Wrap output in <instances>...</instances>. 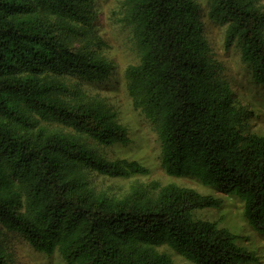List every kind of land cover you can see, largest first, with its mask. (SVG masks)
Instances as JSON below:
<instances>
[{"label":"trees","instance_id":"16d2710c","mask_svg":"<svg viewBox=\"0 0 264 264\" xmlns=\"http://www.w3.org/2000/svg\"><path fill=\"white\" fill-rule=\"evenodd\" d=\"M255 1L207 0V18L225 26V45L239 44L264 89V9ZM202 12L196 0H122L119 23L139 59L124 72L128 98L157 136L163 172L237 198L264 237V136L243 134L245 108L210 56ZM94 19L92 0H0V227L63 264H176L160 248L193 264H256L231 232L193 218L219 208L214 197L174 184L121 197L90 186V172L147 171L90 146L129 139L110 107L61 80L111 70L87 48ZM5 251L0 244V264Z\"/></svg>","mask_w":264,"mask_h":264},{"label":"rangeland","instance_id":"374dc122","mask_svg":"<svg viewBox=\"0 0 264 264\" xmlns=\"http://www.w3.org/2000/svg\"><path fill=\"white\" fill-rule=\"evenodd\" d=\"M200 3L203 22V35L209 47L211 58L221 66L220 74L231 86L233 98L245 108L243 134L256 133L264 136V89L252 77L251 69L242 62L239 44L229 47L224 42L225 26L207 18V0ZM122 0H92L95 15L92 32L86 42L87 48L103 57L112 68L107 75L95 80H85L71 76L61 77L67 85L81 92L83 100H95L110 107L116 121L125 128L128 142L124 145H97L88 143L107 160L135 161L144 166L145 175L129 178L107 177L96 172L87 173L90 186L100 193L113 197L127 194L133 186L152 185L162 187L174 184L190 188L201 195L211 196L221 201L219 208L198 209L193 212L195 220L215 223L219 228L237 237L238 246L244 247L257 258L256 264H264V237L255 233L243 216V204L235 197L204 187L194 179L172 177L164 173L160 165V143L145 116L136 110L128 98L124 72L128 65L138 62L137 51L130 28L119 23ZM256 5L264 9V0H256ZM85 46L78 41L75 47ZM55 125H51V128ZM156 191V190H154ZM0 244L5 248L8 264H63L58 253L46 257L33 251L25 238L15 231L0 227ZM170 255L176 264H193L170 249L160 248Z\"/></svg>","mask_w":264,"mask_h":264}]
</instances>
